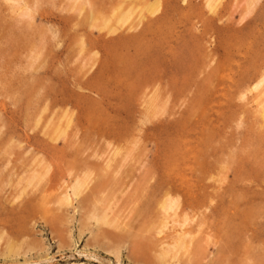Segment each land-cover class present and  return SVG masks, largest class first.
Returning <instances> with one entry per match:
<instances>
[{"label":"rangeland","instance_id":"374dc122","mask_svg":"<svg viewBox=\"0 0 264 264\" xmlns=\"http://www.w3.org/2000/svg\"><path fill=\"white\" fill-rule=\"evenodd\" d=\"M152 1L0 0V264H155L188 228L171 264L264 262V0Z\"/></svg>","mask_w":264,"mask_h":264},{"label":"bare ground","instance_id":"6f19581e","mask_svg":"<svg viewBox=\"0 0 264 264\" xmlns=\"http://www.w3.org/2000/svg\"><path fill=\"white\" fill-rule=\"evenodd\" d=\"M145 1V0H144ZM154 1V2H153ZM152 2H147L148 4H146L145 6H143V7H145V8H147L146 10L148 11L149 10V12H151V14L152 13H154L156 10H157V8L159 7V1L158 0H153ZM247 1V0H246ZM250 1V0H249ZM254 1V0H253ZM253 1H251L252 3H253ZM252 3H248L247 4V6L248 5H250V4H252ZM219 4V0H206V6H207V8H208V10L209 11H211V12H213V11H215V9H216V7H217V5ZM253 5H254V3H253ZM252 6V5H251ZM130 7V6H129ZM249 7V6H248ZM134 8H136V7H134ZM142 7H140L139 8V10H137V16L138 15H141L139 12H142L140 9H141ZM249 8H251V7H249ZM248 8V9H249ZM129 9V8H128ZM127 9V10H128ZM130 9H131V7H130ZM127 10H125L124 12V14H118L117 16V20H118V22H120L121 24H124L123 22H126V20H128V18L130 17V15H131V12H129V11H127ZM145 10V11H146ZM132 11V10H131ZM139 11V12H138ZM247 11V10H246ZM120 13H123V12H120ZM139 13V14H138ZM135 14V13H134ZM147 14H148V12H147ZM135 15V16H136ZM142 16V15H141ZM143 17V16H142ZM135 19V18H134ZM143 19H144V17H143ZM138 20H140V18L138 19ZM134 22V21H133ZM139 23V22H138ZM105 25H106V23H105ZM119 26H120V24H118ZM132 25V24H131ZM110 31H113L114 32V28H112ZM250 90H256V91H258L259 92V95H264V71H263V73L261 74V76H259V78L254 82V84L250 87ZM156 95V94H155ZM260 97V96H259ZM264 97V96H263ZM262 97V98H263ZM263 99H260V114H261V117L262 118H264V100L262 101ZM262 101V102H261ZM156 103V102H155ZM154 103V104H155ZM153 105V104H152ZM158 106V105H157ZM154 107V106H153ZM154 108H156V107H154ZM58 130V129H57ZM61 130V129H60ZM57 132V131H56ZM59 134V133H58ZM118 153V152H117ZM113 155H114V153H112ZM113 158V157H112ZM47 164V163H46ZM49 165V164H48ZM109 164H107L106 165V167L108 166ZM44 167H48L47 165L45 166L44 165ZM109 167V166H108ZM49 169V168H48ZM47 168H45V170H48ZM45 172V171H44ZM93 172V171H92ZM92 172L91 171H89L88 170V172L87 171H84L82 174H79L78 176L76 175V177L74 178V181H73V183H67V185L66 186H64V189H63V191L61 192L62 193V195L61 196H58V202L60 203V204H63V205H68V204H73L72 203V201H73V198L72 197H74V198H76V197H78L81 193L83 194V192L85 191V190H87L88 189V187H89V183H90V181H91V179H92ZM37 174V173H36ZM36 174H33L32 176H30L29 178H28V183L29 182H31L32 180H34L35 178H38L40 175H39V173H38V175H36ZM36 175V176H35ZM105 175V174H104ZM43 176H44V174H43ZM150 176H152V175H150ZM95 177V176H94ZM153 177V176H152ZM258 177H260V176H258ZM97 178V177H96ZM105 177H103V179H104ZM39 179V178H38ZM40 179H42V176H40ZM101 179V178H100ZM73 180V179H72ZM71 180V181H72ZM109 181V180H108ZM101 182V181H100ZM107 182V181H106ZM130 182V181H129ZM128 183V182H127ZM101 184H103L102 182L100 183V185ZM99 185V184H98ZM105 185V184H104ZM103 186V185H102ZM100 187V186H99ZM98 187V188H99ZM126 187V186H125ZM146 187V186H145ZM67 188H69L70 189V191H71V193H69L68 191H67ZM101 188V187H100ZM107 188V187H106ZM144 188V187H143ZM102 189H103V187H102ZM163 190V189H162ZM98 191V190H97ZM100 191V190H99ZM143 191V190H142ZM170 191V190H169ZM169 191H167V190H165V191H163V193H162V197H161V200L160 201H155V202H157L158 204H159V207L160 208H162L163 209V214H161V215H163L164 217V222H161L160 223V225H158L157 227H158V229H157V234L160 232L161 233V231H162V228L164 227V226H166V220H168L169 219V217L171 216V215H175V214H177V212H176V209H177V207H178V199L176 198V197H174V196H172L171 194H170V192ZM102 192V191H101ZM104 192V191H103ZM146 192V191H145ZM100 193V192H99ZM184 198V197H183ZM154 201V200H153ZM154 203V202H153ZM157 205V204H156ZM108 205H103V206H101L100 208H96V207H93V209H92V212H90V215L88 216V218L90 219H93L94 220V222L98 225H96V227H97V229L101 226V225H112V224H115V222H116V220H115V217L113 216H110V214H108L109 213V211H108V213H107V209L109 210L110 209V206H108ZM158 206V205H157ZM156 206V207H157ZM203 206V205H202ZM105 208V209H104ZM159 208V209H160ZM161 210V209H160ZM159 210V211H160ZM184 212V211H183ZM189 215V214H188ZM187 215H185L184 214V217H183V215H182V218H183V221L181 222V221H176V220H172V219H170V221H173V222H175V223H178V224H180V225H183L184 223L183 222H185L186 220H187V217H186ZM194 216V215H193ZM179 217V216H178ZM171 218H172V216H171ZM190 218H192V217H190ZM203 219V218H202ZM118 220V219H117ZM189 220H191V219H189ZM188 220V221H189ZM195 220V219H194ZM193 221V220H192ZM172 222V223H173ZM117 223V222H116ZM123 223V222H122ZM122 223H120L121 225H122ZM186 223V222H185ZM190 223V222H189ZM89 224V223H88ZM87 224V225H88ZM126 224V222L123 224V225H125ZM162 224V225H161ZM188 223H186V225H187ZM84 225V224H83ZM100 225V226H99ZM128 225V224H127ZM185 225V226H186ZM197 225H199L200 226V224H197ZM197 225H196V227H197ZM204 225V224H203ZM114 226V225H113ZM109 227H112V226H109ZM167 227V226H166ZM195 227V228H196ZM116 228V227H115ZM125 228V227H124ZM123 228V229H124ZM183 228H185V227H183ZM202 228V227H201ZM101 229V228H100ZM185 229H187V228H185ZM188 230H190L189 228H188ZM187 230V231H188ZM187 231H181L180 230V232L179 231H174L177 235H175V236H177V237H173L172 238V240H171V242L167 245L166 243V245H165V247H161V249L159 250V252H158V254H157V256H155V258H156V262H155V264H160V262L162 263H167V262H169L170 263V261H169V259L170 260H173V259H175V261H177V263H178V260L180 259L179 257V255H182V254H187V255H191L190 254V244H192V236L190 235V234H193V233H189V232H187ZM92 232V231H91ZM109 232V231H108ZM163 232V231H162ZM179 232V233H178ZM196 232L194 231V235H197V234H195ZM202 233V232H201ZM207 233V232H206ZM204 234V233H203ZM208 234V233H207ZM135 235V234H134ZM205 236H204V239L207 237L208 238V235L206 236V234H204ZM246 235V234H245ZM147 237V236H146ZM145 237V238H146ZM211 237V236H210ZM148 238V237H147ZM246 238H247V236H246ZM125 239V238H124ZM198 239V238H197ZM204 241V240H203ZM207 241H210L209 239L207 240ZM163 242H160V244H162ZM168 243V242H167ZM198 243V242H197ZM196 243V244H197ZM204 243H205V241H204ZM214 243V242H213ZM216 243V242H215ZM249 243V242H248ZM118 245H120V244H118ZM207 245V244H206ZM249 245V244H248ZM135 247V246H134ZM153 247H154V245H152L150 242H148L147 240H144V241H142L141 243H139L138 244V246H137V248L135 249V253H136V258H135V260H142V261H150L149 260V252L150 251H152L151 249H153ZM204 247H206V246H204ZM203 247V248H204ZM10 248V247H9ZM196 248H200L199 246H197ZM118 247L116 248H114L113 250L115 251V253H118L119 251H118ZM10 250V249H9ZM196 250H198V249H196ZM207 250V249H206ZM202 251V250H201ZM233 251V250H232ZM194 253V252H193ZM196 254V253H195ZM197 254H198V252H197ZM233 254V253H232ZM221 255V254H220ZM236 257V256H235ZM186 258H189V257H187L186 256ZM185 258V259H186ZM195 258V257H194ZM203 258V257H202ZM220 258V257H219ZM258 258V257H257ZM190 259H192V258H189V259H187V261L188 260H190ZM204 259V258H203ZM196 260V259H195ZM262 262V261H261ZM148 263V262H147ZM168 263V264H169ZM176 262L175 263H173V264H177ZM186 263V262H185ZM190 263V262H189ZM188 263V264H189ZM199 263V262H198ZM253 263V262H252ZM154 264V263H153ZM171 264V263H170ZM200 264V263H199ZM242 264V263H241ZM258 264V263H257ZM261 264H264V262H262Z\"/></svg>","mask_w":264,"mask_h":264}]
</instances>
